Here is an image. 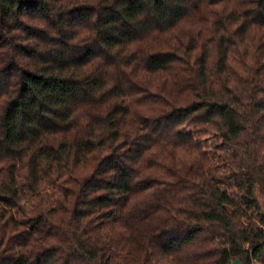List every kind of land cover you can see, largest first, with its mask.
Here are the masks:
<instances>
[{
  "label": "trees",
  "instance_id": "trees-1",
  "mask_svg": "<svg viewBox=\"0 0 264 264\" xmlns=\"http://www.w3.org/2000/svg\"><path fill=\"white\" fill-rule=\"evenodd\" d=\"M264 0H0V264H264Z\"/></svg>",
  "mask_w": 264,
  "mask_h": 264
},
{
  "label": "rangeland",
  "instance_id": "rangeland-1",
  "mask_svg": "<svg viewBox=\"0 0 264 264\" xmlns=\"http://www.w3.org/2000/svg\"><path fill=\"white\" fill-rule=\"evenodd\" d=\"M257 198L264 204V198L260 194H257ZM232 264H242V262L239 259H235Z\"/></svg>",
  "mask_w": 264,
  "mask_h": 264
}]
</instances>
